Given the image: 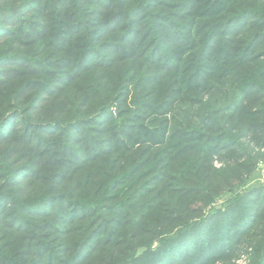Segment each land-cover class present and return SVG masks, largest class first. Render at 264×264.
Returning <instances> with one entry per match:
<instances>
[{"label":"trees","instance_id":"1","mask_svg":"<svg viewBox=\"0 0 264 264\" xmlns=\"http://www.w3.org/2000/svg\"><path fill=\"white\" fill-rule=\"evenodd\" d=\"M264 0H0V264H264Z\"/></svg>","mask_w":264,"mask_h":264},{"label":"rangeland","instance_id":"2","mask_svg":"<svg viewBox=\"0 0 264 264\" xmlns=\"http://www.w3.org/2000/svg\"><path fill=\"white\" fill-rule=\"evenodd\" d=\"M252 187H257L264 185V163H259L258 164V172L257 175H254L253 178L251 179L250 182ZM238 264H245L246 259L241 255L239 258L236 259L235 261Z\"/></svg>","mask_w":264,"mask_h":264}]
</instances>
